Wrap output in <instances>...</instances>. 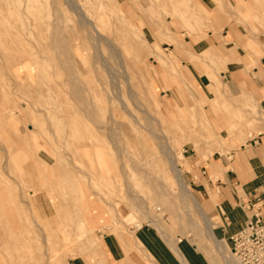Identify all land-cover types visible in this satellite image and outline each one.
<instances>
[{
  "label": "rangeland",
  "instance_id": "rangeland-1",
  "mask_svg": "<svg viewBox=\"0 0 264 264\" xmlns=\"http://www.w3.org/2000/svg\"><path fill=\"white\" fill-rule=\"evenodd\" d=\"M73 1L85 11L90 8L84 11L87 16L102 6L107 20L99 31L108 37L114 26H122L138 50L124 41L112 54L102 47L106 57L112 55V85L100 66L95 73L86 44L79 49L83 67L68 62L62 40L77 31L78 21L67 7L69 1L0 0V264H68L76 256H97L101 239L90 218L102 224L101 234L119 240L130 241L141 226L171 240L187 238L209 264H225L205 232L200 237L189 232L187 220L201 229L204 223L194 201L179 187L182 179L213 220L212 228L220 225L213 212L217 200L209 196L216 195L221 169L209 176L210 186L198 168L217 153L225 157L246 146L257 133V104L244 87L238 97L222 80L225 61L220 52L209 49L184 57L188 42L216 37L223 42L222 28L216 31L211 14L194 0ZM213 1L224 23L236 27L246 42L245 49L236 48L249 58L261 57L255 45L264 40V0L234 5ZM23 64L18 78L17 65ZM187 64L226 93L217 95L208 87L210 95L204 96ZM96 79L111 87L126 107L113 102V121L102 100L86 92L96 86ZM166 150L175 157L178 172L172 170ZM141 259L152 264L144 255Z\"/></svg>",
  "mask_w": 264,
  "mask_h": 264
},
{
  "label": "crops",
  "instance_id": "crops-1",
  "mask_svg": "<svg viewBox=\"0 0 264 264\" xmlns=\"http://www.w3.org/2000/svg\"><path fill=\"white\" fill-rule=\"evenodd\" d=\"M194 3L201 11L211 14L216 31L218 29L219 32L222 28L223 33L221 31L220 36L223 42H218L217 37L209 41L201 39L188 42V46L183 48L184 57L198 55L209 49L219 51L222 63L225 61L219 72L220 77L229 83V88L238 97L244 87L257 104L260 115L257 133L251 134L246 146L227 153L225 157L217 153L198 168L207 183L209 176L221 169V179L215 181L216 195L214 193V198L209 197L212 201L217 200L213 212L220 221V225L213 229L214 238L229 245L230 237L238 232L255 212L264 213V40L255 45L257 52L262 56L252 57L249 61L246 51L236 48H244L246 42L241 40L236 27L224 23L226 18L218 4L213 0H194ZM235 3H239V0H229L230 5ZM222 23L224 24L221 27ZM183 62L181 61L182 64L185 63ZM250 62H253L251 67ZM187 68H190L191 79L199 86L203 95H210L207 76L199 73L191 64H187ZM209 185L211 186L210 183ZM192 186L205 190L202 185L197 186L194 182ZM90 220L94 223L93 230L97 237L101 239L98 254L94 257L76 256L69 259L68 264H144L141 255L146 252L152 264H209L207 258L187 238L176 237L171 240L169 236L163 237L153 227L141 226L134 233V238L140 246L135 243L132 245L124 237L119 240L110 233L101 234L99 229L102 224H98L95 218Z\"/></svg>",
  "mask_w": 264,
  "mask_h": 264
},
{
  "label": "bare ground",
  "instance_id": "bare-ground-1",
  "mask_svg": "<svg viewBox=\"0 0 264 264\" xmlns=\"http://www.w3.org/2000/svg\"><path fill=\"white\" fill-rule=\"evenodd\" d=\"M36 0H28V2H35ZM66 1H69V4H67V7L69 10L75 12L77 18H78V21L75 22V26H76V32L72 35H70L68 38H64L62 40V43L64 42V44H66L67 46V52H66V55L67 56H70V61H68L69 63L70 62H78L80 63V65L82 66L81 64V60H80V56H79V49H80V46L81 45H84L86 44V50H88V56L92 57L93 59V66H94V70H95V73L98 72L99 70V66L100 68L104 69L106 72H107V75L109 77H111V81H112V85L115 84V70L113 69L112 65H111V58H112V53L116 52V50L118 49L117 46V43H121V42H126V43H129V45L131 46V48L137 52L138 48H137V42L136 41H133L131 38H129L128 36L126 35H123L124 33H122V26H114V30L113 32H111L110 36L106 37L104 36L100 31H99V27L100 25H105L106 24V21L104 19L107 20V15L104 13V8L101 6L99 8V10L96 11V13L94 14H90L87 16V14H85V12L87 10H90L87 9L86 11L79 5L77 4V2L73 1V0H66ZM87 7V6H86ZM66 8V7H65ZM71 11H69L70 13H72ZM85 11V12H84ZM90 13V11H88ZM92 12V11H91ZM67 12V14H70ZM87 13V12H86ZM74 13L72 15H75ZM51 16V15H50ZM123 18V17H121ZM120 18V19H121ZM57 20H59L58 17H56ZM109 20V19H108ZM76 21V20H75ZM130 25V24H129ZM131 27H133L132 25H130ZM136 29V28H135ZM137 30V29H136ZM140 31V30H139ZM138 32V31H137ZM14 41V40H13ZM7 42V41H6ZM117 45V46H116ZM103 46H105L108 50L111 51V54L109 57H106L104 54H103ZM117 48V49H115ZM121 49V48H120ZM122 51V50H121ZM118 52V51H117ZM123 53V52H122ZM124 55V54H123ZM114 56V55H113ZM120 56V54H119ZM161 56V55H160ZM174 56V55H173ZM119 58V57H118ZM174 58L176 59V56H174ZM250 59V58H249ZM160 61V64H163L164 63V60L159 58L158 59ZM67 62V63H68ZM24 65H17V71L19 72V77H21L23 75V73L21 72L22 69L24 68ZM98 66V67H97ZM137 66V65H136ZM23 67V68H22ZM83 67V66H82ZM81 67V68H82ZM92 68V67H91ZM69 69V68H68ZM81 70V69H80ZM83 70V69H82ZM90 71V70H89ZM83 72V71H81ZM72 73V72H71ZM85 73V72H83ZM73 74V73H72ZM95 75V74H94ZM79 77V75H78ZM95 79V78H94ZM211 79V78H210ZM214 79V78H212ZM70 80V79H69ZM68 81V80H67ZM91 82V79L89 80ZM211 80H209L210 82ZM31 82V81H30ZM35 82V81H34ZM89 82V83H90ZM183 83V82H182ZM50 85V84H49ZM102 84L100 83V80L99 79H96V86L91 89V90H86V92L88 93H91L92 97L94 99H101L102 101V104L104 105V107L106 108L107 112L109 113V119L110 121L112 120L113 121V116H111V114L115 111L114 108H113V102L114 101H117L120 108L121 109H126V107L123 105V103L120 101V98L118 96L117 93H114L113 92V89L111 87L106 88L105 86H101ZM100 87V89H99ZM208 87L211 89V91H215L217 93V95H221V94H225L226 93V90L223 89V87H221V85L219 83H217L216 81L212 84V81L209 83ZM180 88V87H179ZM178 88V89H179ZM208 88V89H209ZM182 89V88H181ZM183 90V89H182ZM83 91V90H81ZM85 91V90H84ZM83 91V92H84ZM180 91V90H179ZM228 91V90H227ZM182 94V93H181ZM186 94V93H185ZM183 94V95H185ZM182 95V96H183ZM184 97V96H183ZM186 97V96H185ZM184 97V98H185ZM187 98V97H186ZM178 99V98H177ZM59 100V99H58ZM176 101V100H175ZM25 103V102H24ZM67 105V104H66ZM65 105V106H66ZM20 106V105H19ZM27 107V106H26ZM77 107V106H76ZM69 108V107H68ZM9 111V110H8ZM32 111V110H30ZM116 112V111H115ZM32 114V112H30ZM29 113V115H30ZM27 114V112H26ZM13 116V115H12ZM69 118V116H67ZM108 119V118H107ZM123 119V118H122ZM33 120V119H32ZM21 122V121H20ZM26 124V123H25ZM34 124V123H33ZM35 126V125H34ZM33 126V127H34ZM111 127V125H109ZM126 126V125H125ZM108 127V126H107ZM109 127V128H110ZM117 127V126H116ZM23 128V127H22ZM25 128V127H24ZM146 128V126H145ZM26 129V128H25ZM127 129V128H126ZM24 130V129H23ZM29 130V128H28ZM119 130V129H118ZM109 131V130H107ZM111 131V130H110ZM30 132V131H29ZM113 132V131H112ZM22 134V133H21ZM20 134V136H21ZM24 134V133H23ZM112 134V133H111ZM17 135V134H16ZM37 138V137H36ZM15 139V138H14ZM40 140V138H38ZM111 139V138H110ZM42 140V139H41ZM113 144V143H112ZM38 145V144H37ZM83 145V144H82ZM113 146V145H112ZM81 148V147H80ZM92 148V147H91ZM86 149H89L88 146ZM117 149V148H116ZM166 149V148H165ZM168 149V147H167ZM79 150V149H77ZM118 150V149H117ZM88 151V150H87ZM166 156H168L169 158V161H170V165H171V168L173 171L175 172H178L177 170V165H176V159L175 157H173V155L168 151L166 150ZM21 152V151H20ZM80 153V150L78 151ZM82 153V152H81ZM137 153V152H136ZM83 154L87 157L89 156L88 152H83ZM165 154V153H164ZM22 154H20L21 156ZM24 155V154H23ZM57 155V154H56ZM80 155V154H79ZM102 156V155H101ZM19 157V156H18ZM23 157V156H22ZM24 157H26L24 155ZM81 157V156H80ZM27 158V157H26ZM83 158V157H82ZM28 159V158H27ZM168 161V162H169ZM78 164V163H77ZM2 169V167H1ZM5 169V168H4ZM3 169V170H4ZM62 169V168H61ZM100 169V168H99ZM102 169V168H101ZM121 169V168H120ZM79 171V170H78ZM103 171V169H102ZM109 171V170H108ZM118 171V169H117ZM122 172V171H121ZM129 172V170H128ZM132 172V171H130ZM107 173V171H106ZM134 173V172H133ZM118 174V173H117ZM174 174V173H173ZM131 175V174H130ZM118 176V175H117ZM175 176V175H174ZM178 177L180 176L179 173L177 175ZM135 177V176H134ZM119 178V177H118ZM180 189L182 190L183 193L187 194V196L189 198H191L194 203H195V207L197 209V213L199 214V216L201 217V219L203 220V222L201 223H204V227L201 229V228H197L196 226H193L192 224V221L189 219L187 220V225L189 226V232H191L194 236L196 237H200L201 236V232H205V235L207 236V239L208 241H210L211 243H214V246H213V252L214 253H218L219 252V258H221L220 260H222L223 262H225V264L229 263L230 262V255H229V247L228 245L224 242V241H217L215 238H214V235H213V228H212V221H210V219L207 217L203 207L201 205H199L198 203L195 202V198L193 197V195L191 194V192L189 191V189L187 188V186L185 185V183L182 181V179H180V185H179ZM59 189V188H58ZM126 191V190H125ZM60 192V191H59ZM129 192V191H128ZM19 196V195H18ZM139 196V195H138ZM210 197L214 198V193H210ZM20 198V197H19ZM190 199V200H191ZM21 201V200H20ZM22 202V201H21ZM143 202V201H142ZM147 202V201H146ZM149 202V200H148ZM144 204V203H143ZM150 205V204H149ZM93 207V206H92ZM142 207V206H141ZM149 207V206H148ZM146 208L147 211H149V208ZM115 208V207H114ZM157 208V207H156ZM88 209V208H87ZM94 210V209H93ZM34 211V210H33ZM95 211V210H94ZM87 212V211H86ZM89 212V211H88ZM149 214V213H147ZM97 216V215H96ZM147 217L150 218L149 215H147ZM37 218V216H36ZM46 219V218H45ZM44 219V220H45ZM39 220V219H38ZM43 220V219H42ZM49 220V219H48ZM153 221V219L150 218V221ZM201 220V221H202ZM44 223V222H43ZM34 224V223H33ZM45 224V223H44ZM44 224L41 226V228L44 226ZM36 225V223H35ZM41 225V224H40ZM39 225V226H40ZM6 227V226H5ZM34 227V226H33ZM37 229V228H36ZM44 229V228H43ZM48 229V228H47ZM40 231V230H39ZM42 232V230H41ZM61 233V232H60ZM65 233V232H64ZM67 236H69L68 234H66ZM65 235V237H66ZM62 236V235H61ZM60 236V237H61ZM83 236V235H82ZM33 238V237H32ZM70 238V237H69ZM34 239V238H33ZM63 239V238H62ZM33 241V240H32ZM42 241V240H41ZM73 241V240H72ZM99 241V240H98ZM97 241V243H98ZM130 241L132 243V245H134V243L138 246L139 243L136 241V239L131 236L130 237ZM63 242V241H62ZM96 242V241H95ZM100 242V241H99ZM33 243V242H32ZM44 243V241H43ZM45 244V243H44ZM43 244V245H44ZM100 244V243H99ZM195 245V244H194ZM204 245V244H203ZM201 245V246H203ZM213 245V244H212ZM46 245H44L45 247ZM48 246V245H47ZM134 247V246H133ZM49 248V247H48ZM202 248V247H201ZM205 249V247H203ZM32 248H30L31 250ZM47 249V247H46ZM104 249V248H103ZM135 249V248H134ZM197 249H200V247H198ZM228 249V251H227ZM44 251V249H42ZM48 250H51V249H48ZM37 251V250H36ZM54 251V250H53ZM32 252V251H31ZM139 252V250L137 251ZM146 252V251H145ZM8 253V252H7ZM147 253V252H146ZM144 253V258L149 262V261H152L150 259V257ZM213 254V253H212ZM55 256V254H54ZM209 256V255H208ZM207 256V257H208ZM213 256V255H212ZM44 257V256H43ZM46 257V256H45ZM108 257V256H107ZM47 258V257H46ZM49 258V257H48ZM47 258V259H48ZM53 258V257H52ZM216 258V257H215ZM8 259V258H7ZM46 259V260H47ZM144 260V259H143ZM16 261V260H15ZM212 261V260H211ZM100 262V261H99ZM46 263V261L44 262Z\"/></svg>",
  "mask_w": 264,
  "mask_h": 264
},
{
  "label": "built area",
  "instance_id": "built-area-1",
  "mask_svg": "<svg viewBox=\"0 0 264 264\" xmlns=\"http://www.w3.org/2000/svg\"><path fill=\"white\" fill-rule=\"evenodd\" d=\"M227 264H264V213L255 212L238 232L230 237Z\"/></svg>",
  "mask_w": 264,
  "mask_h": 264
}]
</instances>
